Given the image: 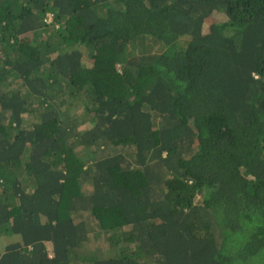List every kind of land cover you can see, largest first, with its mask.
<instances>
[{"label":"trees","instance_id":"obj_1","mask_svg":"<svg viewBox=\"0 0 264 264\" xmlns=\"http://www.w3.org/2000/svg\"><path fill=\"white\" fill-rule=\"evenodd\" d=\"M0 233V264H264V0H0Z\"/></svg>","mask_w":264,"mask_h":264},{"label":"rangeland","instance_id":"obj_2","mask_svg":"<svg viewBox=\"0 0 264 264\" xmlns=\"http://www.w3.org/2000/svg\"><path fill=\"white\" fill-rule=\"evenodd\" d=\"M141 45H144V42L140 41ZM136 47V46H135ZM132 50V49H131ZM141 51V50H140ZM136 53H138V50L135 51ZM144 53V52H143ZM142 53V54H143ZM135 54V53H134ZM92 234V233H90ZM16 237H19V236H15V235H10V236H6L5 234L3 233H0V257H1V254L5 251L7 245L9 244L10 241H14L16 239ZM103 238L102 236H98L96 237L95 240H92L91 239V244H92V247L94 246H98V247H102L100 244H98L99 242H103ZM105 239V238H104ZM107 242V241H106ZM106 245L104 248H106L108 246L107 243H104L103 246Z\"/></svg>","mask_w":264,"mask_h":264}]
</instances>
